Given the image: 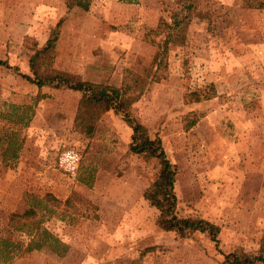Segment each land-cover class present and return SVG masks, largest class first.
<instances>
[{"label":"rangeland","instance_id":"obj_1","mask_svg":"<svg viewBox=\"0 0 264 264\" xmlns=\"http://www.w3.org/2000/svg\"><path fill=\"white\" fill-rule=\"evenodd\" d=\"M174 4L93 0L85 11L65 0H0V60L10 65H0V112L34 109L16 162L5 165L0 149V234L13 235L12 214L34 209L31 219L61 241L6 264H232L234 251L264 254V0H200L208 16L191 20L184 44L169 45L167 74L132 111L178 167L179 215L219 225L218 242L157 226L143 194L158 162L129 151L132 130L120 115L106 112L87 137L74 127L81 92L40 89L22 75L32 74L30 56L62 19L54 67L121 86L129 70L159 59L160 18ZM210 84L209 99L187 102L189 88ZM68 149L81 157L75 176L59 165ZM73 192L80 196L68 205Z\"/></svg>","mask_w":264,"mask_h":264},{"label":"trees","instance_id":"obj_2","mask_svg":"<svg viewBox=\"0 0 264 264\" xmlns=\"http://www.w3.org/2000/svg\"><path fill=\"white\" fill-rule=\"evenodd\" d=\"M121 1L132 3L136 0ZM92 2L93 0H65L69 10L78 7L88 11ZM204 11L205 9L200 7V0H175L169 15L160 18L158 29L164 34V39L160 43L159 59L154 65L145 67L140 73L129 70L121 86L85 80L70 71L54 67L62 19L59 20L56 27L51 29L45 45L35 50L30 56L32 74L22 73V75L40 89L51 84L57 88L65 87L81 92L74 127L75 130L87 137L94 135L99 121L106 112L113 110L117 115H120L132 130L128 145L129 151L143 155L147 159L153 158L158 162V173L143 194L150 206L158 211L157 226L161 230L176 231L181 234L187 231L208 233L212 240L218 242V235L221 230L219 225L206 218L179 215L177 211L178 198L175 192L178 167L167 156L161 137L138 120L132 112L135 103L145 94L150 84L160 81L167 74L169 45L184 44L187 40L191 20L196 15L207 17L209 13ZM0 65L10 66L3 60H0ZM14 68L18 70V68ZM214 91V84L207 85L203 89L189 88L185 94V99L187 102H199L203 99H209ZM45 97L47 95L39 93L38 100ZM19 109L25 110L19 112ZM33 113L32 105L16 104H9V110L0 112V118L4 120L0 129V149H2L3 155L2 162L5 165L15 163L19 158V151L24 142L20 133L23 127L28 126ZM185 117L190 118L191 116ZM198 120V115H195L191 120L187 119V128L194 126ZM74 195L80 196L73 192L66 200L68 205L74 201L72 198ZM81 198L85 200L81 201L83 204L89 203L84 197L81 196ZM35 213L34 209H28L24 213L12 214L10 224L13 235L0 234V264L11 263L18 254L25 251H33L44 246L51 247V244L61 246L58 237L54 236L49 229L41 227L40 221L31 219ZM14 232L21 233V236L16 237ZM228 260H231L232 264L264 263V254L249 255L243 251H234L226 255V261L229 262Z\"/></svg>","mask_w":264,"mask_h":264},{"label":"built area","instance_id":"obj_3","mask_svg":"<svg viewBox=\"0 0 264 264\" xmlns=\"http://www.w3.org/2000/svg\"><path fill=\"white\" fill-rule=\"evenodd\" d=\"M81 157L80 154L74 149H68L64 151L59 157L60 167L72 176H75L78 172Z\"/></svg>","mask_w":264,"mask_h":264}]
</instances>
